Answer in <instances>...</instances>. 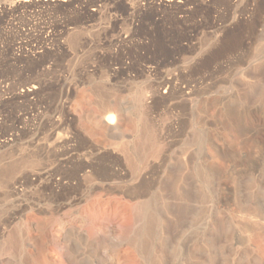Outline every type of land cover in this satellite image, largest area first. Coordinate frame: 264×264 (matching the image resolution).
Wrapping results in <instances>:
<instances>
[{
  "label": "rangeland",
  "instance_id": "rangeland-1",
  "mask_svg": "<svg viewBox=\"0 0 264 264\" xmlns=\"http://www.w3.org/2000/svg\"><path fill=\"white\" fill-rule=\"evenodd\" d=\"M1 119L0 264H264V0H0Z\"/></svg>",
  "mask_w": 264,
  "mask_h": 264
},
{
  "label": "bare ground",
  "instance_id": "bare-ground-1",
  "mask_svg": "<svg viewBox=\"0 0 264 264\" xmlns=\"http://www.w3.org/2000/svg\"><path fill=\"white\" fill-rule=\"evenodd\" d=\"M24 1V0H23ZM53 1H56V0H53ZM163 1H165L166 3H168V4H170V6H173L174 4H175V0H163ZM87 2V1H86ZM86 2H84L85 4H87ZM83 3V4H84ZM105 4V3H104ZM26 5V4H25ZM24 6V5H23ZM110 7V6H109ZM102 9H103V6H95V12H98L99 14L101 13V11H102ZM146 10V9H145ZM79 41V40H78ZM164 85V84H163ZM71 87V86H70ZM165 87V86H164ZM192 88V87H191ZM37 90H38V87H37V85H35L34 83H33V85L31 86V87H29L26 91L25 90H23L22 91V94L23 95H21V96H25L26 94L27 95H29V94H38L37 93ZM195 90V89H194ZM181 91V90H180ZM184 93H185V91H184ZM187 95V94H186ZM189 95H192V93L191 94H189ZM60 106H61V109H65V103L63 102V101H60ZM105 106H107V105H105ZM106 111H109V107L108 108H106ZM112 111V110H111ZM110 111V112H111ZM112 113V112H111ZM106 122L109 124V125H111V126H113L114 125V118L112 117V115L111 114H107L106 115ZM6 120V119H5ZM54 122V121H53ZM60 123H61V121H60ZM4 124V121H3V119H1L0 120V127L2 126ZM53 126H54V128L55 129H59L60 127H61V124H53ZM54 132V131H53ZM13 140H9V141H7V142H4V144L3 145H1V147H9V146H13L12 145V142ZM14 143H15V141H14ZM13 190L15 191V192H18V190L19 189H17V188H13Z\"/></svg>",
  "mask_w": 264,
  "mask_h": 264
}]
</instances>
